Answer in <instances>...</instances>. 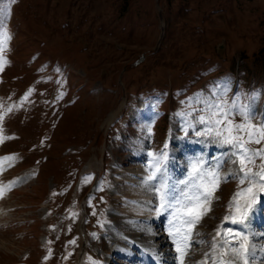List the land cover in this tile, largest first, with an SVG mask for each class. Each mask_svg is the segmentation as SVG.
I'll list each match as a JSON object with an SVG mask.
<instances>
[{
  "label": "rangeland",
  "instance_id": "1",
  "mask_svg": "<svg viewBox=\"0 0 264 264\" xmlns=\"http://www.w3.org/2000/svg\"><path fill=\"white\" fill-rule=\"evenodd\" d=\"M4 33L0 158L14 159L0 171V264H179L174 209L157 215L149 192L155 213L123 216L131 180L152 188L150 152H167L152 184L166 180L173 204L191 163L221 177L184 264L218 260V229L247 233L261 264L264 212L246 227L223 220L238 164L195 135V117L220 98L234 121L264 122V0H0Z\"/></svg>",
  "mask_w": 264,
  "mask_h": 264
},
{
  "label": "snow or ice",
  "instance_id": "2",
  "mask_svg": "<svg viewBox=\"0 0 264 264\" xmlns=\"http://www.w3.org/2000/svg\"><path fill=\"white\" fill-rule=\"evenodd\" d=\"M7 38L6 33L3 34V38H0V70L3 69V64L6 63L2 53ZM28 95H31V90L26 94L25 99ZM232 107H235V105L233 104ZM200 111L205 114L195 117V121L196 124L204 127L200 131H195V135L212 138L221 146H229L231 149L230 155L235 158L232 159V163L238 164V175L230 173L238 180V191L233 194L229 202L231 214L224 216L223 220L246 227L251 216L257 210L264 212V200L261 199V194H264V148L251 149L247 147L250 144L259 145L264 143V122L255 125L251 122V117L248 114H245V118L241 122L234 121L231 118L233 113L228 102L220 98L208 103L207 108ZM180 115L185 114L181 113ZM187 115H191V113ZM185 123L186 127L183 130L187 134L188 128L194 129L195 125L188 120ZM0 142L3 141L0 140ZM167 147L168 145L165 143L164 148L167 149ZM148 155L152 158L149 162L151 171L145 178L144 183L145 185L151 184L152 189L159 198V206L156 209L157 215L168 209H174L168 235L172 237L175 250L179 254L175 259L179 261V264H184V258L188 255V249L190 248L193 228L204 215L211 211L210 205L214 199V193L221 183V177L215 170H204L202 162L191 163V170L188 173L189 179L180 181L189 191L185 192L181 189L182 199L176 200V203L173 204L169 199L170 187L166 180L159 179L160 187L152 184L153 181L158 179V174L163 172L162 165L168 158L167 152L160 155L150 152ZM257 158L261 160V163L253 170L250 165H256ZM12 159L14 157L0 158V171L3 170V162ZM84 179L87 182L91 177H85ZM2 194L3 192L0 191V195ZM258 205H260L259 209L257 208ZM93 214L95 215V213ZM216 235L221 238V242L213 245L214 249H220L219 258L213 260V264H238V261H243V264H253L256 260L258 253L255 246L249 243L247 233L234 231L233 229H218ZM229 237L235 243H230ZM225 246H227V251L224 250ZM261 251H264V248ZM225 256L228 257L227 260L224 259ZM92 264H97V262L93 261ZM200 264H206V261H201ZM261 264H264V256H261Z\"/></svg>",
  "mask_w": 264,
  "mask_h": 264
},
{
  "label": "bare ground",
  "instance_id": "3",
  "mask_svg": "<svg viewBox=\"0 0 264 264\" xmlns=\"http://www.w3.org/2000/svg\"><path fill=\"white\" fill-rule=\"evenodd\" d=\"M117 113H112L108 116L107 118V122H110ZM93 162V161H92ZM131 179H133V177H130ZM135 178V177H134ZM140 180V179H139ZM132 183L134 184H130L129 187L131 190H133L134 192L132 193H127L125 195V197H129V200H132V202H130V204L128 206H126V209L123 211V216H125L126 218H129V220H136V219H142V218H147L145 217V215L150 214V213H155L154 210H151L152 205L154 204L155 201H153V198L155 197V199H158L157 194L155 193V191L151 188V187H147L144 186L143 184L139 187L138 185H135V183L137 182L136 179L131 180ZM130 191V190H129ZM144 192L148 193L145 194ZM154 193L156 194V196H150V193ZM153 197V198H152ZM153 208V207H152ZM171 212V211H170ZM167 213V212H166ZM155 215V214H154ZM168 215V214H167ZM157 216V215H156ZM150 217V216H149ZM168 217V216H166ZM133 218V219H132ZM159 219V216L155 217L154 221H152V224L155 225V222ZM170 219V218H168ZM160 220V219H159ZM147 222V220H146ZM164 222V220H163ZM135 225H140L141 229L144 230L147 227L142 226L140 223H136ZM161 222L159 225H155V227L160 226ZM132 228H135L134 223ZM150 230L151 228H147V230ZM154 229V227L152 226V230ZM135 230V229H134ZM132 232V231H131ZM136 234V233H135ZM168 235V233H167ZM138 236V235H137ZM169 236V235H168ZM158 239V237H156ZM155 238V239H156ZM156 239V240H157ZM173 248H175V244L173 246ZM169 254V253H168ZM155 255V254H154ZM157 256V255H156ZM158 258V257H157ZM140 264H151V262H147V261H143Z\"/></svg>",
  "mask_w": 264,
  "mask_h": 264
}]
</instances>
